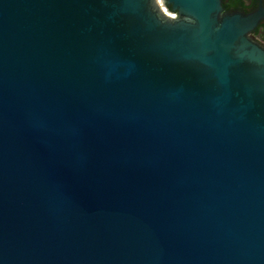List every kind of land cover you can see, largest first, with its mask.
<instances>
[{
	"label": "water",
	"instance_id": "1",
	"mask_svg": "<svg viewBox=\"0 0 264 264\" xmlns=\"http://www.w3.org/2000/svg\"><path fill=\"white\" fill-rule=\"evenodd\" d=\"M257 22L0 0V264H264Z\"/></svg>",
	"mask_w": 264,
	"mask_h": 264
},
{
	"label": "flooded vegetation",
	"instance_id": "2",
	"mask_svg": "<svg viewBox=\"0 0 264 264\" xmlns=\"http://www.w3.org/2000/svg\"><path fill=\"white\" fill-rule=\"evenodd\" d=\"M224 12L255 14L258 22L251 30V36L264 46V0H222Z\"/></svg>",
	"mask_w": 264,
	"mask_h": 264
}]
</instances>
